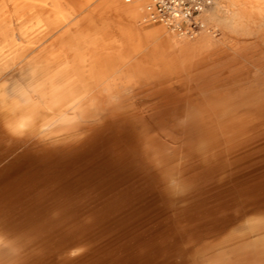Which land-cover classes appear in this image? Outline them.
Segmentation results:
<instances>
[{"label":"rangeland","instance_id":"rangeland-1","mask_svg":"<svg viewBox=\"0 0 264 264\" xmlns=\"http://www.w3.org/2000/svg\"><path fill=\"white\" fill-rule=\"evenodd\" d=\"M103 1L71 21L78 24L75 36L89 22L123 24L120 6L137 0ZM108 8L119 15L102 19ZM144 18L142 29L161 26L184 37ZM204 19L221 38L223 28ZM255 19L243 33L193 56L186 87L194 110L175 93L141 92L128 101V113L87 121L70 139L9 136L0 113V264H114L121 252L162 246L151 264H264V141L226 146L233 132L228 109L243 107L264 121V17ZM1 23L18 27L10 19ZM206 29L185 37L200 42ZM52 41L0 69V98L17 95L32 64L56 50ZM204 210L219 213L207 220ZM200 227L209 230L204 238L187 236Z\"/></svg>","mask_w":264,"mask_h":264},{"label":"bare ground","instance_id":"bare-ground-1","mask_svg":"<svg viewBox=\"0 0 264 264\" xmlns=\"http://www.w3.org/2000/svg\"><path fill=\"white\" fill-rule=\"evenodd\" d=\"M11 1L13 7L9 5L10 0H0V20L10 19L18 27L11 29L10 25H3L0 21V69L23 61L51 36L56 48L50 57L32 64L28 69L29 76L18 85L15 97L0 98V113L7 134L12 137L59 134L70 139L87 121L100 122L128 113V101L141 92L155 96L175 93L188 111L194 110L195 102L186 87V67L193 56L208 50L211 43L217 44L228 34L243 33L256 23V15L264 17V0H216L204 15L208 21L223 28V35L216 37L215 30L208 27V35L200 42L191 43L186 35L178 39L161 26L141 31L137 22L144 18L145 0H137L135 8L129 10L131 23L90 24L80 36H75L73 29L78 24L69 22V12L42 10L26 16L22 11L24 0ZM58 30L61 32L56 35ZM142 51L144 56H135ZM139 79L161 81L162 85H130ZM194 112L199 113V110ZM202 112L201 120L208 119L207 110ZM226 116L231 117L233 123V132L226 139L227 147H251L264 141V121L257 118L258 115H250L243 107H234L228 109ZM217 213L218 210L207 211V220L216 218ZM183 225L186 224L183 222ZM207 231V227H200L196 229L197 234L193 232L187 236L197 240L204 238ZM165 247L141 254L133 250L121 252L113 263L151 264Z\"/></svg>","mask_w":264,"mask_h":264},{"label":"built area","instance_id":"built-area-1","mask_svg":"<svg viewBox=\"0 0 264 264\" xmlns=\"http://www.w3.org/2000/svg\"><path fill=\"white\" fill-rule=\"evenodd\" d=\"M215 2L216 0H146V19L194 37L207 28L203 15Z\"/></svg>","mask_w":264,"mask_h":264},{"label":"crops","instance_id":"crops-1","mask_svg":"<svg viewBox=\"0 0 264 264\" xmlns=\"http://www.w3.org/2000/svg\"><path fill=\"white\" fill-rule=\"evenodd\" d=\"M100 1H102V0H24V2L22 3V11L26 13V11L28 10L30 12L28 14V16L31 15V12H38V11H42V10H46V11L56 10V11H60V12L67 11L70 13L69 22H71V21H74V19H76L77 17L85 15L90 9H92ZM117 2L123 3L122 0H104L103 1V3L105 5H109V6L112 5L113 3H117ZM134 3L130 2V3H126V5L125 4L123 6L121 5L119 9L122 10L121 11L122 15H121V13H120V15L116 14L115 10L110 11V9L108 8L107 10H103V12H101L100 17H102V19H104L108 15H112V17H114L113 14H116L117 16L119 15L120 17H122L125 20V22H127L126 24H129L132 22L131 18H129V13H130L131 9L135 8ZM100 9L101 8H99V10ZM96 14L97 13H95L93 15L96 17ZM140 23H141L140 21L137 22L139 27H140ZM90 24H93V23L89 22L88 25H90ZM154 28L155 27L142 29L140 27L141 31L151 30Z\"/></svg>","mask_w":264,"mask_h":264}]
</instances>
